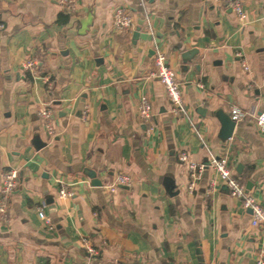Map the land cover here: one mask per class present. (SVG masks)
I'll list each match as a JSON object with an SVG mask.
<instances>
[{
  "label": "crops",
  "instance_id": "1",
  "mask_svg": "<svg viewBox=\"0 0 264 264\" xmlns=\"http://www.w3.org/2000/svg\"><path fill=\"white\" fill-rule=\"evenodd\" d=\"M76 1L58 22L56 0H0V185L5 169L18 171L9 220L0 217V264H254L264 225L251 224L252 211L208 163L228 154L264 206V129L254 117L264 111V0H244L246 22L225 0ZM118 8L133 14L132 31L113 27ZM191 49L198 54L184 59ZM157 50L177 74L187 116L171 112L154 75ZM31 58L37 74L23 69ZM142 96L149 120L139 116ZM235 104L249 114L223 140L216 113ZM44 108L55 115L53 138ZM35 136L47 145L37 150ZM183 151L203 165L192 192ZM118 173L132 185L111 193ZM62 185L71 197L59 196Z\"/></svg>",
  "mask_w": 264,
  "mask_h": 264
},
{
  "label": "built area",
  "instance_id": "2",
  "mask_svg": "<svg viewBox=\"0 0 264 264\" xmlns=\"http://www.w3.org/2000/svg\"><path fill=\"white\" fill-rule=\"evenodd\" d=\"M61 9L67 13H71L77 8L76 0H56ZM225 3L230 7L238 16L242 22L247 20V12L244 5V0H225ZM113 27L117 31H132L135 27V18L130 11L124 8H118L115 12L113 19ZM241 56L240 53H238ZM155 65L156 72L154 75L159 78L163 83L168 98L171 101L172 108L171 112L175 115L187 116V107L184 104L181 94V83L177 78L176 72L168 65L165 55L157 50L155 52ZM242 66L245 70L249 69V65L245 60H242ZM23 69L32 74H37L39 71V63L36 59H28L23 64ZM45 79L50 82L51 76L46 75ZM89 112L88 108L83 110L84 116H87ZM249 112L240 107L239 105H232L230 109V116L236 122V124L244 121L248 116ZM40 115L44 120L45 130L50 138L55 135V122H54V112L50 108H44L40 111ZM139 116L143 120H149L153 116V107L149 99L146 96H142L139 103ZM255 120L259 127L264 129V111L254 115ZM180 159L185 162L190 171V179L188 188L192 192L197 184L198 179L201 176L203 165L198 164L189 158V154L186 151L180 153ZM211 167L219 175L220 179L228 186L232 196L240 197L243 199V205L245 208L251 209L252 217L251 224L253 226L264 225V206L257 201V199L247 191L246 185L242 180H240L233 169L230 166L228 154L221 156L213 155L210 159ZM133 179L127 173H118L114 176V179L110 184L106 186V189L114 193L121 186L132 185ZM18 184V171L15 168H7L1 174V185H0V217L4 221L9 220V210H10V198L13 191L16 189ZM73 195L72 190L66 186L62 185L59 190V196L63 199H67ZM38 215L45 223L49 229H54V224L49 216L45 212L38 208ZM89 251L94 253L95 250L89 247ZM254 264H264V243L260 246L256 253Z\"/></svg>",
  "mask_w": 264,
  "mask_h": 264
},
{
  "label": "water",
  "instance_id": "3",
  "mask_svg": "<svg viewBox=\"0 0 264 264\" xmlns=\"http://www.w3.org/2000/svg\"><path fill=\"white\" fill-rule=\"evenodd\" d=\"M143 24V20L139 19L138 21V25L133 33V43H136L139 40L140 37V30H141V25ZM156 43H159V39H156ZM152 52H154V50H152ZM195 53V55L198 54V50L197 49H191L188 51H185L182 55V57L184 59L190 57L191 55H193ZM202 114H204V112H201ZM216 116L218 117V119L221 122V131H220V138L223 140H227L229 138L232 137L234 129L236 127V122L231 118V116L229 114L224 113L223 111H217ZM33 145L34 147L39 150L43 147H45L47 145V142L43 141L41 139V137L39 136H35L33 138ZM208 165H210V162L208 163ZM85 173L88 175V177L92 180V185L94 186H101L102 185V181L99 180L97 178V173L96 171L92 170V169H85ZM253 187V183L252 182H248L246 185L247 191H250ZM251 211V209H250ZM203 264V263H202Z\"/></svg>",
  "mask_w": 264,
  "mask_h": 264
},
{
  "label": "trees",
  "instance_id": "4",
  "mask_svg": "<svg viewBox=\"0 0 264 264\" xmlns=\"http://www.w3.org/2000/svg\"><path fill=\"white\" fill-rule=\"evenodd\" d=\"M68 15H69V13H67V12H65V11L62 10L59 13V16H58V22H64L65 19L68 17ZM29 76H31V75H29Z\"/></svg>",
  "mask_w": 264,
  "mask_h": 264
}]
</instances>
